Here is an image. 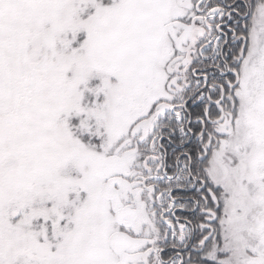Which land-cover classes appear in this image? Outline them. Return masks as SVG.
<instances>
[{
  "label": "snow or ice",
  "instance_id": "snow-or-ice-1",
  "mask_svg": "<svg viewBox=\"0 0 264 264\" xmlns=\"http://www.w3.org/2000/svg\"><path fill=\"white\" fill-rule=\"evenodd\" d=\"M0 264H264V0H0Z\"/></svg>",
  "mask_w": 264,
  "mask_h": 264
}]
</instances>
